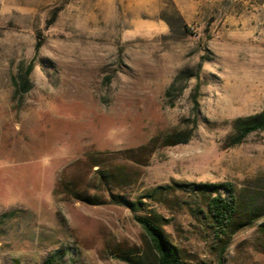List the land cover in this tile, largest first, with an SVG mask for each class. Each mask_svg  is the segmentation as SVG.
<instances>
[{
    "label": "rangeland",
    "instance_id": "374dc122",
    "mask_svg": "<svg viewBox=\"0 0 264 264\" xmlns=\"http://www.w3.org/2000/svg\"><path fill=\"white\" fill-rule=\"evenodd\" d=\"M263 110L264 0H0V264H157L135 216L183 264H264V130L228 146Z\"/></svg>",
    "mask_w": 264,
    "mask_h": 264
},
{
    "label": "trees",
    "instance_id": "16d2710c",
    "mask_svg": "<svg viewBox=\"0 0 264 264\" xmlns=\"http://www.w3.org/2000/svg\"><path fill=\"white\" fill-rule=\"evenodd\" d=\"M56 15L54 16V18ZM41 43L38 41L36 49L38 50ZM32 68V67H30ZM27 79L23 81L24 86L27 84ZM28 88L24 90L27 92ZM264 130V110L258 114L248 116L245 118H238L233 125V134L228 139V146H235L241 144L246 138L257 131ZM192 137V132L176 133L172 136V141L166 145L186 144ZM201 189H209L211 195L207 205L208 212L212 221L221 235H228L230 231L233 233L239 228H232L236 215L238 213V202L235 189L232 184H210L200 185ZM224 192L225 195H223ZM110 199L117 204H121L133 212L142 210V202H132L121 199L118 195L110 192ZM76 199L85 203L97 205L91 201L88 196L76 195ZM135 220L141 225L146 235L149 238L151 246L156 253L157 264H183L180 250L173 245L164 229L150 216H135ZM44 264H54L52 259H47Z\"/></svg>",
    "mask_w": 264,
    "mask_h": 264
}]
</instances>
